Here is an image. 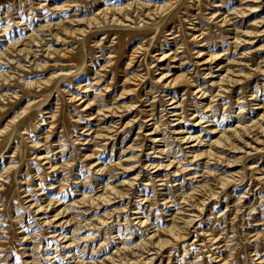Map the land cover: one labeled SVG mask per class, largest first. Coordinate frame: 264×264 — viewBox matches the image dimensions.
I'll list each match as a JSON object with an SVG mask.
<instances>
[{
    "label": "rangeland",
    "instance_id": "1",
    "mask_svg": "<svg viewBox=\"0 0 264 264\" xmlns=\"http://www.w3.org/2000/svg\"><path fill=\"white\" fill-rule=\"evenodd\" d=\"M0 264H264V0H0Z\"/></svg>",
    "mask_w": 264,
    "mask_h": 264
}]
</instances>
